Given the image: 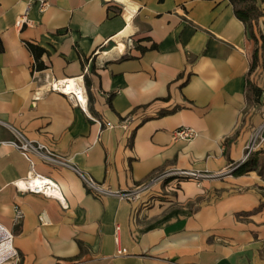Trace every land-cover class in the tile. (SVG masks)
<instances>
[{"label":"crops","instance_id":"0c3cea01","mask_svg":"<svg viewBox=\"0 0 264 264\" xmlns=\"http://www.w3.org/2000/svg\"><path fill=\"white\" fill-rule=\"evenodd\" d=\"M28 4L0 0V141L13 138L10 126L111 190L163 169L214 176L175 190L155 184L127 201L94 195L71 168L32 155L34 172L58 187L46 197L18 190L30 164L0 143V224L17 252L0 264H264V144L256 151L261 175H220L241 162L264 121V69L260 59L249 75L262 94L248 104L253 41L228 0H50L43 11ZM257 5L259 37L264 2ZM26 9L29 23L16 26ZM129 37L135 47L126 54ZM26 42L44 50L43 69ZM48 75L81 77L85 111L47 92ZM181 126L197 136L174 140ZM14 206L23 212L18 224Z\"/></svg>","mask_w":264,"mask_h":264},{"label":"built area","instance_id":"2783aa9c","mask_svg":"<svg viewBox=\"0 0 264 264\" xmlns=\"http://www.w3.org/2000/svg\"><path fill=\"white\" fill-rule=\"evenodd\" d=\"M33 1H37L39 10L43 11L48 7L50 0H29L28 6ZM26 12L27 9L21 16H19L16 19L15 21L16 26L21 27L22 25L29 23V20L26 17ZM124 44L127 46L125 51L126 54L129 52L130 49L135 47V44L130 37L124 40ZM44 81H45L44 86L47 92H56L62 94L73 104L82 108L85 111L87 95H86L85 85L81 77L55 80L54 78L48 75L47 77H45ZM35 98H39V95H36ZM88 116L94 122H97L102 126L104 125L107 128L113 127V124L111 122L103 123L100 119L96 117H92L89 114ZM130 119L131 118H129V116L122 118V120H120L119 122V126L123 129H126L128 127V124L130 123ZM0 125L6 126V124H4L1 120H0ZM7 127L11 130L13 134V138L5 141H0V143L6 144L8 146L17 149L22 154V156L29 162L31 168L30 176H28L26 179L22 181L23 188L17 186L18 190L20 191L42 194L46 197H57L58 195V187L56 183L34 172L33 170L34 162L32 159V155L37 156L39 159L47 163L54 164L60 167L71 168L82 179L85 188L88 190V192L94 195H98V196L113 195L127 201L138 200L143 192L149 190L151 186L155 184H160V185L172 184L170 189L175 190L177 186L180 184V182L183 180L189 179L199 184L201 179L210 178L214 176L206 173L188 171V170L163 169L153 172L144 181L140 182L139 184H137L136 186H134L129 190H111L109 187H106L103 184L96 182L91 177L82 173L77 167L70 164L67 158L58 156L45 144L37 141H31L27 139L20 131L10 126ZM171 136L174 140L188 141L194 139L197 136V132L192 127L181 126L173 130ZM263 144H264V121L253 130L251 137L245 146L242 160L240 163L244 162L250 156V154L256 152ZM240 163L231 165L230 168H228L225 172H223L220 175L231 174V171L235 167H237ZM22 218H23L22 210L18 206H14L13 223L14 224L20 223ZM38 218L41 223L46 222L44 213L39 214ZM3 243H8L9 256L11 259L16 260L17 252L12 247V234L8 229H6L0 224V245ZM1 260L2 261H0V263L5 261L6 259L2 258Z\"/></svg>","mask_w":264,"mask_h":264},{"label":"trees","instance_id":"16d2710c","mask_svg":"<svg viewBox=\"0 0 264 264\" xmlns=\"http://www.w3.org/2000/svg\"><path fill=\"white\" fill-rule=\"evenodd\" d=\"M258 1L264 2V0H228L232 6L235 17L244 24L249 38L253 41V50L246 78V100L248 104H258L262 94V90L249 79V75L254 71L260 59L264 69V36L260 34L259 37H257L253 31V25L256 24L258 19L262 16V12L257 5ZM26 47L34 57L35 69H43L44 65L40 58L44 53V50L39 46L33 45L29 42H26ZM153 48H155V45L150 47V49ZM144 50L145 49L143 48L142 51ZM85 84L86 87L89 86L88 79H85ZM250 171H256L260 175L262 174L261 170L259 169L256 152L250 154V156L244 162L235 167L231 171V174L237 176Z\"/></svg>","mask_w":264,"mask_h":264},{"label":"bare ground","instance_id":"6f19581e","mask_svg":"<svg viewBox=\"0 0 264 264\" xmlns=\"http://www.w3.org/2000/svg\"><path fill=\"white\" fill-rule=\"evenodd\" d=\"M20 186L21 188H23V183L20 182ZM9 247H8V243H3L0 245V261H2V258H5L6 260L10 259L9 256Z\"/></svg>","mask_w":264,"mask_h":264}]
</instances>
